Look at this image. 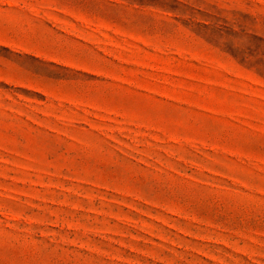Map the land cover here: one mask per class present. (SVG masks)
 I'll return each mask as SVG.
<instances>
[{
	"label": "rangeland",
	"instance_id": "1",
	"mask_svg": "<svg viewBox=\"0 0 264 264\" xmlns=\"http://www.w3.org/2000/svg\"><path fill=\"white\" fill-rule=\"evenodd\" d=\"M0 264H264V0H0Z\"/></svg>",
	"mask_w": 264,
	"mask_h": 264
}]
</instances>
